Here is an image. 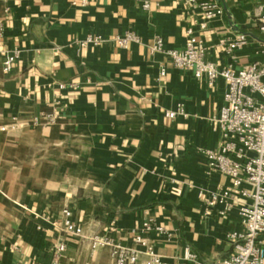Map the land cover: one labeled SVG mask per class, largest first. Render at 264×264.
<instances>
[{
	"label": "crops",
	"instance_id": "crops-1",
	"mask_svg": "<svg viewBox=\"0 0 264 264\" xmlns=\"http://www.w3.org/2000/svg\"><path fill=\"white\" fill-rule=\"evenodd\" d=\"M74 1L0 0V264H50L59 242L60 264H114L108 247L91 251L86 237L132 246V231L151 217L169 233H146L157 253L188 246L217 264L232 252L227 235L241 230L243 202L225 216L206 205L209 191L230 187L200 152L221 141L213 119L226 84L177 69L148 45L160 36L182 49L191 27L219 69L262 62L264 0H216L223 14L204 30L182 0ZM128 30L143 43L118 47L113 38ZM240 32L247 43L227 54L219 40ZM88 35L103 40L80 46ZM10 52L17 57L4 72ZM180 104L185 115L165 116ZM66 207L86 237L61 232Z\"/></svg>",
	"mask_w": 264,
	"mask_h": 264
},
{
	"label": "built area",
	"instance_id": "built-area-1",
	"mask_svg": "<svg viewBox=\"0 0 264 264\" xmlns=\"http://www.w3.org/2000/svg\"><path fill=\"white\" fill-rule=\"evenodd\" d=\"M182 1L199 11L195 22L200 30L206 29L212 20L223 14V7L216 0ZM76 2L86 5L89 0H75L73 3ZM143 7L146 9L148 3L145 2ZM261 9L259 29L264 33V4ZM102 40L98 35H88L78 44L97 45ZM113 41L118 47L126 48L130 43H143V38L137 32L128 30L115 36ZM218 43L227 54H232L233 50L247 43V36L240 32L232 38H221ZM148 47L152 52L165 54L173 67L190 70L197 79L205 77L208 84H212L219 76L223 78L226 84L223 104L213 119L215 127L220 130L221 141L216 148H204L200 152L209 171L230 178V187L219 186L209 191L206 205L208 208L217 206L218 214L225 216L232 210L236 198L243 199V202L237 208L241 230L227 235L233 244L232 252L217 264H264L261 237L264 234V61L251 62L239 69H235L232 64L219 69L213 62L206 60V49L191 27L186 30L182 49L165 48L160 36H155ZM261 51L264 53V47ZM16 57L17 52L4 54L1 61L4 72L11 69ZM165 74L166 68L163 66L157 80ZM178 114L185 115L181 104L176 110L165 112L168 118ZM171 192L179 194L176 188H172ZM199 195H202V191H199ZM60 230L65 235L86 237L83 227L72 219V212L67 207L61 211ZM110 230L114 228L111 226ZM148 232L169 235L164 226L151 217L142 222L139 230L132 231V246L123 245L107 235L89 234L86 238L91 251L108 247L114 264H207L188 246L179 256L157 253L146 237ZM64 250V242L55 244L50 264H60Z\"/></svg>",
	"mask_w": 264,
	"mask_h": 264
}]
</instances>
